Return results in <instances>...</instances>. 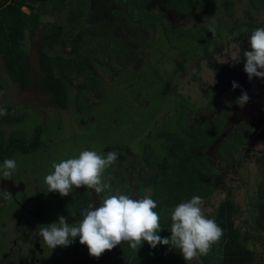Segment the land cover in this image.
Masks as SVG:
<instances>
[{"label": "trees", "instance_id": "16d2710c", "mask_svg": "<svg viewBox=\"0 0 264 264\" xmlns=\"http://www.w3.org/2000/svg\"><path fill=\"white\" fill-rule=\"evenodd\" d=\"M254 1L264 4V0H249V3L252 4ZM220 2H222V10L228 11L232 8V0H0V111L7 113L0 115V163L8 159L10 151L15 150L16 158L23 156L31 160H34L37 154L39 155L37 158L46 154L47 111L58 113L60 112L57 111L58 109L67 110L70 106L71 114L78 115L75 119L72 118L74 125L87 129L83 124L84 116L90 113L88 111L91 107L102 106L107 110L104 104H108L109 112L108 110L107 112L110 119L107 120L109 124L105 125L104 132L112 134L116 139L111 143L112 147L102 153L106 156L109 151H114L117 159L105 170L103 180L111 185L110 190L113 193L118 185L117 189H120L121 194L128 193L133 187L128 182L129 178L126 179L121 173L122 168L127 166L128 157L123 151L125 147L120 146L123 141L115 134L121 122L118 123L114 114L120 112L124 120L129 123V129L123 138L133 143L140 140L138 144L140 150L136 151L137 155L145 145L154 154L150 159H146L143 165L137 167L134 178L137 185L128 195L133 198L148 195L154 199L158 205L155 211L160 215L161 228L170 236L171 212L174 207L182 201L190 200L194 195L202 199L207 197L213 178L219 175L216 166L210 164L207 154L202 153L204 148L212 144L215 137L207 142L204 134L196 132L198 126L184 127L187 104L183 102L177 104L175 111L170 112L161 125L152 128V121L163 105L162 99L147 97L150 104L147 107H137L134 96H128L126 93L125 99L121 102L133 104V110L141 115L139 118L129 119L126 116L127 110L123 109L124 103L119 105L116 98L110 95L116 88L119 92H123L122 85L118 87L114 84L110 85L111 88L105 91L104 77L117 68L114 63L115 57L127 53V39H132L133 34L138 31L145 37L142 41L144 52L152 56L150 61L155 60L153 62H158L157 59H160L154 58L157 51L171 50L173 46H178L179 49L188 46V51L194 50L195 46L186 39V34L197 39L199 44L201 39L204 43H208L211 38L203 37L204 34L199 38L195 36L198 30L201 31V28L196 31V24L188 28L172 26V23H169L171 20L165 17V11L171 10L179 15H188L194 20L197 7L211 8L210 5L214 6ZM165 6H168L169 10L168 8L163 10ZM25 9L27 12L24 11ZM50 16L52 19L45 20V17L50 18ZM240 25L246 26L244 23ZM261 25L264 24L249 22L247 26L258 28ZM208 31L205 28L202 30L204 33H210ZM152 39L155 41L150 44ZM66 46H70L72 51H66ZM32 65L37 66L44 86L51 94L50 101L56 103L59 108L48 107L44 110L39 108L40 112L26 110L37 117L39 124L34 126L31 135L27 138L21 133H11L5 139L3 130L13 128L26 115L25 112L17 110L20 101L14 103V98H11L17 91L28 89L31 83ZM127 75L130 76L129 73ZM166 88L165 85L162 95ZM150 94V90L147 89L146 95L140 92L139 96ZM201 123L199 122L198 125ZM146 128H152L148 137L145 135ZM52 131L49 128L48 133ZM218 144L213 143L215 152L220 149ZM226 153L228 152H224ZM226 159L229 160L227 157L223 160ZM261 166L255 168L257 173ZM15 178L19 179L17 176H12L14 183ZM6 181L7 179L3 178L0 180V192L3 194L6 193L3 187L8 186ZM23 183L26 184V179ZM261 183L258 178L256 188L246 196L250 199L248 203L252 207H249V212L253 213L255 208L258 209L255 216L252 215L253 224L256 228L264 230V186ZM125 184L129 189H123ZM91 190L84 186L74 188V198L65 201L64 209L57 208V211L64 210L63 216L65 214L80 216L82 209L90 202ZM17 193L20 194V190ZM17 197L12 195L11 199L14 198L22 212L32 215V220L28 218L32 225L38 227L41 226L40 221L47 224L58 221L57 217L48 218L46 216L48 211H43L41 208H39L41 214L38 215L27 212L21 206L23 202L20 201V197ZM37 204L41 206L38 202ZM67 206L68 210H66ZM236 215L237 207L232 199L224 198L217 201L210 218H215L223 229V236L212 246L207 255L198 257L202 264H254L257 250L254 243L250 246L246 245L247 238L241 239V232L234 223ZM75 242H79L78 238ZM20 243L25 244V249L30 251L31 255L27 258L25 254L19 252V259L15 264H24V260L26 263L35 264L33 254L38 253L42 242L38 241V247L27 242ZM22 245L19 247L22 248ZM128 246L127 243H122L112 250H106L98 258L99 264H110L111 258L122 254ZM78 247L86 251V253L81 252V257L88 256L86 245L78 244ZM154 250L151 258L144 264H185V259L177 249L168 246L162 250L159 248ZM72 256L74 260L77 254L74 252L70 258ZM2 261H5V264H13L5 257Z\"/></svg>", "mask_w": 264, "mask_h": 264}, {"label": "rangeland", "instance_id": "374dc122", "mask_svg": "<svg viewBox=\"0 0 264 264\" xmlns=\"http://www.w3.org/2000/svg\"><path fill=\"white\" fill-rule=\"evenodd\" d=\"M221 4L222 2L214 4V6L210 5L211 8L208 6L197 7L195 16H193L194 20L188 15H179L177 12L169 10L168 6L163 7V10L166 8L169 10L165 11V17L167 20H171L169 23H172V26L188 28L196 24V31L199 28L201 31L198 30L195 36L199 38L204 34L203 37L207 36L211 40L204 43V40L201 39L199 44L197 39L186 34V39L195 46L194 50L188 51V46L183 49L173 46L171 50L157 51L154 58L160 59H157L158 62H153L155 60L150 61L152 56H148L144 52L142 41L145 37L138 31L133 34L132 39H127V53L115 57L114 63L117 68L105 75L106 84L103 90H109L107 88H111L110 85L113 84L116 87L122 85L123 92H119L116 88L110 94L116 98L119 105L124 103L121 101L125 99L126 93L128 96H134L137 107H147L150 104L147 97L155 100L162 99L163 105L157 112L155 120L152 121V128L158 124L161 125L169 113L175 111L179 102L187 104L185 112L187 122H183L184 127L198 126L196 132L204 134L207 142L215 137L212 144L204 148L202 152L203 155L207 154L210 164L216 166L219 174L213 178L208 196L202 199L204 213L210 218L219 199H232L237 207V218L234 223L241 232V239L247 238L245 239L247 246L254 243L257 250L254 264H264V230L256 228L253 224L252 215L255 216L258 209L255 208L253 213L249 212L251 206L248 201L250 199L246 196L256 188L258 178L264 186V165L261 166L264 164V79L253 77L249 80L244 71V61H234L235 57L242 56L243 51L250 50L248 36L255 28L247 26L249 22L264 24V4L255 1L250 4L249 0H232V8L228 11L222 10ZM24 11L27 12L26 9ZM50 19L52 16L45 17V20ZM212 22L215 25V34L202 32L204 28L207 30V25ZM241 23L246 26L240 25ZM154 41L152 39L150 44ZM65 50L72 51V48L66 46ZM181 59L185 61L182 62ZM151 62L153 64H150ZM148 74L150 75L147 77ZM233 81H236L240 87L233 89ZM165 85L167 88L162 95ZM76 88L78 89V87ZM147 89L151 94L140 97V92L146 95ZM242 89L246 90L250 97L243 107L236 103ZM107 105L104 104L109 112ZM18 106L17 110L25 112L26 115L13 128L3 130L5 139L11 133H21L27 138L31 135L34 126L40 122L32 112L26 111L29 109H26L22 103ZM123 109L127 110L126 116L131 120L141 117L133 110V104L124 103ZM107 110H104L102 106L91 107L88 111L90 113L84 116L83 124L87 129H81L76 127V124L74 125L73 119L78 115L71 114L70 106L67 110L58 109L57 111H60L58 113L47 111L45 120L48 125L45 126L48 127V131L50 128L54 132L49 134L47 131L46 154L39 158H37L39 156L37 154L35 159L31 160L29 157L25 159L23 156L16 158V150L10 151L8 158L15 159L17 162L13 176H17L21 183L26 179V183L29 184L26 194L31 197L30 199L35 205H38L37 202L41 205H38V208L48 211L46 214L48 218L56 219L63 215L64 210L60 211V209H64L65 201L74 198L75 191L73 189L67 196H61L58 192H48L44 176L52 171L53 161L59 162L62 159L73 158L85 149L95 150L103 155V151L112 147L111 143L116 138L112 134L104 132L105 125L109 124L107 120L110 119ZM114 116L118 123L121 122V126L115 131L116 137L123 141L120 146L125 147L123 151L128 157L127 166L122 168L121 173L126 176V179L129 178L128 182L133 185L131 189H134L137 185L134 182L137 167L143 165L145 160L150 159L154 154L145 145L142 147L141 153L137 155L136 151L140 150L138 146L140 140L133 143L124 139L123 136L129 129V123L124 120V116L120 112ZM49 122L51 123L49 124ZM199 122L202 123L198 125ZM52 124L55 125V128ZM152 128H146L145 135L147 137L151 135ZM134 131L138 132V130ZM240 137L242 138L240 139ZM214 142L217 144L220 142L218 144L220 149L217 148V153L213 147ZM224 152L228 153L224 154ZM225 157L229 160H223ZM259 166L261 169L258 176L255 168ZM14 181L17 184L16 178ZM117 188L119 185L116 186L114 193H121ZM123 189L126 190L129 187L125 184ZM131 189H129L130 193H132ZM91 192L90 202L98 204L103 195L96 194L94 190ZM6 193L10 198L5 199ZM6 193L0 192V264H5V261H2L4 257L15 264V261L19 259V252L29 258L30 251L26 250L25 244L22 245L20 242L32 245L37 241L42 243L38 253L33 251L35 264H91L96 261L95 257L89 254L86 257H81V254L86 251L85 249L81 250L80 247L77 248V245L81 244L75 242L76 238L79 240V237L74 238V242L69 246H57L55 249L47 247L42 238L37 235L38 227L30 223L29 219H33L32 215L29 216L22 212L21 207L13 200L14 198L11 199L12 195L18 198L17 195L8 191ZM13 193L16 192L13 191ZM128 193L125 194L128 195ZM57 208H60L59 212ZM66 210H68V206ZM64 216L69 224L74 223L80 217L78 214H65ZM39 223L41 226L48 225L43 221ZM158 234L161 237H170L163 228ZM18 243L22 245V248ZM167 247V245L158 244L152 248L145 241L137 252L128 246L122 254L114 256L113 261L117 262L118 260V264H144L151 258L154 249L162 250ZM74 252L77 256L72 260L73 256L71 258L70 256ZM88 257L89 259L86 261L85 259ZM24 264L29 263L24 260ZM185 264H202V262L196 258L190 262L185 260Z\"/></svg>", "mask_w": 264, "mask_h": 264}, {"label": "clouds", "instance_id": "9594fccd", "mask_svg": "<svg viewBox=\"0 0 264 264\" xmlns=\"http://www.w3.org/2000/svg\"><path fill=\"white\" fill-rule=\"evenodd\" d=\"M207 28L215 34L214 22L209 23ZM248 44L250 50L243 51L242 56L235 57L234 61H244V71L249 80L253 77L264 79V26L251 31ZM237 87L240 85L233 81L232 88ZM249 100L247 91L242 89L236 103L243 107ZM6 114L0 111V115ZM116 159L114 151L104 156L95 150L85 149L73 158L52 162V171L44 176L48 192L67 196L74 188L84 186L104 195L98 204L90 202L83 208L81 219L72 224L67 223V218L61 215L56 222L38 226L37 235L47 247L69 246L74 238L79 237V242L87 246L89 255L98 259L106 250H112L122 243H127L137 252L146 241L152 248L162 244L177 249L190 262L207 255L212 246L221 240L223 229L215 218L205 215L203 200L198 195L174 207L171 212V235L161 237L158 234L162 230L160 215L155 211L158 205L154 199L148 195L133 198L127 194L113 193L111 185L104 182L105 170ZM16 167L15 159H5L0 164V178L11 179ZM8 198L6 193L5 199Z\"/></svg>", "mask_w": 264, "mask_h": 264}, {"label": "water", "instance_id": "95a60500", "mask_svg": "<svg viewBox=\"0 0 264 264\" xmlns=\"http://www.w3.org/2000/svg\"><path fill=\"white\" fill-rule=\"evenodd\" d=\"M31 83L28 89L25 90L26 95L32 100H35L37 104L43 108L54 107L59 108V106L49 100L50 92L45 88L44 83L41 79V75L38 73L37 66L32 65L31 67ZM27 212L32 214H37L39 208L30 199L24 198V203L22 206Z\"/></svg>", "mask_w": 264, "mask_h": 264}, {"label": "flooded vegetation", "instance_id": "af4514ba", "mask_svg": "<svg viewBox=\"0 0 264 264\" xmlns=\"http://www.w3.org/2000/svg\"><path fill=\"white\" fill-rule=\"evenodd\" d=\"M11 99L14 100V103L19 100L20 103H22L24 105V107H26V109H29V111L40 112L41 110H38L39 108L43 109V110L46 109V108L39 106L37 104V102H35V100H32L29 96L26 95V92L22 91V90L17 91ZM41 114H42V112H41ZM16 181H17V184H16V182L15 183L12 182V179H7L6 183H8L7 184L8 186H4L3 190L6 192L8 191L10 193H13L12 191H15L16 193H13V194H16L17 196H19L21 202L23 201L24 198L30 199L31 197H29L26 194L27 187L29 186V184H27V183L25 184L23 182L21 183L19 181V179H16ZM25 186H26V190H25ZM19 190H20V194L17 193ZM21 206H22V204H21ZM38 214H41V210H39V212L35 215H38ZM37 243H38V241L33 243V245L38 247Z\"/></svg>", "mask_w": 264, "mask_h": 264}, {"label": "crops", "instance_id": "0c3cea01", "mask_svg": "<svg viewBox=\"0 0 264 264\" xmlns=\"http://www.w3.org/2000/svg\"><path fill=\"white\" fill-rule=\"evenodd\" d=\"M89 259V257L87 258V259H85L86 261ZM91 259V258H90ZM92 259H94V258H92ZM113 259H114V256L111 258V260H110V264H118L117 262H118V260H117V262L116 261H113ZM95 260L96 261H94L93 263H91V264H99V261H98V259L97 258H95Z\"/></svg>", "mask_w": 264, "mask_h": 264}]
</instances>
